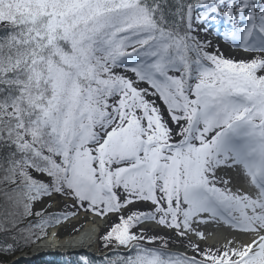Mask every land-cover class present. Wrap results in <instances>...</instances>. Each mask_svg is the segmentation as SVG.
<instances>
[{
	"label": "snow or ice",
	"instance_id": "obj_1",
	"mask_svg": "<svg viewBox=\"0 0 264 264\" xmlns=\"http://www.w3.org/2000/svg\"><path fill=\"white\" fill-rule=\"evenodd\" d=\"M81 213L102 264H264V0H0V264Z\"/></svg>",
	"mask_w": 264,
	"mask_h": 264
},
{
	"label": "bare ground",
	"instance_id": "obj_2",
	"mask_svg": "<svg viewBox=\"0 0 264 264\" xmlns=\"http://www.w3.org/2000/svg\"><path fill=\"white\" fill-rule=\"evenodd\" d=\"M92 218L94 222L89 223L87 228L83 229L79 234L65 240H60L57 234L51 235L41 244L37 245L34 248V252L36 251L35 253L41 256L48 252L70 254L73 252H84V250L85 252L87 250H96L99 247V237L105 226V222L93 216Z\"/></svg>",
	"mask_w": 264,
	"mask_h": 264
},
{
	"label": "rangeland",
	"instance_id": "obj_3",
	"mask_svg": "<svg viewBox=\"0 0 264 264\" xmlns=\"http://www.w3.org/2000/svg\"><path fill=\"white\" fill-rule=\"evenodd\" d=\"M208 39H212L214 43L219 42L218 38L216 37L215 34H210L208 36ZM227 52V49H226ZM55 207L59 208L60 207V203H59V198H57L56 203H55ZM54 210V209H53ZM103 222H105L103 219H101ZM94 220L92 218V216H89L87 214L81 213L77 218L71 220V222L68 223H64L63 225L59 226L58 228L54 229V231H56L57 236L59 237L60 240H65L67 238H70L74 235L79 234L81 231H83V229L87 228V225L89 223H93ZM107 230V225L105 223L104 228L102 229L101 235ZM77 231H79L77 234L72 235L73 233H76ZM100 235V236H101ZM51 236V234H50ZM99 247L96 250H87L86 252H73L70 254H62V253H51L49 252L48 254L45 255H79V254H87V255H92L94 257H104V255L107 253V249L103 248V244L102 241L100 240L99 237ZM42 243V242H41ZM39 245V244H38ZM37 246V245H36ZM35 246V247H36ZM179 245H177L175 242H173V247H178ZM33 247L32 250L35 248ZM31 250V253H24L20 256H17L15 258H13L11 261H13L14 263L21 260V259H25L28 257H31L33 254V251ZM23 257V258H22ZM36 257H40V256H36Z\"/></svg>",
	"mask_w": 264,
	"mask_h": 264
},
{
	"label": "trees",
	"instance_id": "obj_4",
	"mask_svg": "<svg viewBox=\"0 0 264 264\" xmlns=\"http://www.w3.org/2000/svg\"><path fill=\"white\" fill-rule=\"evenodd\" d=\"M78 232L79 231L73 233L72 235L77 234ZM46 239L34 243L31 246H26L21 251H17L14 256L6 257V259L11 261L13 258L19 255H22L24 253H30L33 247L45 241ZM83 257H86L91 262V264H102L103 257L98 258L87 254H79V255H45L44 254L41 255L40 257L33 256L31 258L22 259L15 262L14 264H85V261L82 259Z\"/></svg>",
	"mask_w": 264,
	"mask_h": 264
},
{
	"label": "water",
	"instance_id": "obj_5",
	"mask_svg": "<svg viewBox=\"0 0 264 264\" xmlns=\"http://www.w3.org/2000/svg\"><path fill=\"white\" fill-rule=\"evenodd\" d=\"M34 250H35V249L32 250V251H33V254L38 255V254L35 253L36 251L34 252ZM84 252H85V250H84ZM22 258H23V257H22ZM21 260H22V259H21Z\"/></svg>",
	"mask_w": 264,
	"mask_h": 264
}]
</instances>
